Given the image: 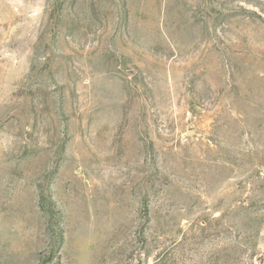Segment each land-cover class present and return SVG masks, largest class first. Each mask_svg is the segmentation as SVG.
Returning a JSON list of instances; mask_svg holds the SVG:
<instances>
[{
	"label": "rangeland",
	"instance_id": "374dc122",
	"mask_svg": "<svg viewBox=\"0 0 264 264\" xmlns=\"http://www.w3.org/2000/svg\"><path fill=\"white\" fill-rule=\"evenodd\" d=\"M0 264H264V0H0Z\"/></svg>",
	"mask_w": 264,
	"mask_h": 264
}]
</instances>
